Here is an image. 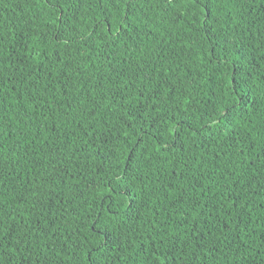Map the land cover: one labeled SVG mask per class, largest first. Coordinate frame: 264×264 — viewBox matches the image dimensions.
<instances>
[{"label":"trees","instance_id":"1","mask_svg":"<svg viewBox=\"0 0 264 264\" xmlns=\"http://www.w3.org/2000/svg\"><path fill=\"white\" fill-rule=\"evenodd\" d=\"M0 264H264V0H0Z\"/></svg>","mask_w":264,"mask_h":264}]
</instances>
